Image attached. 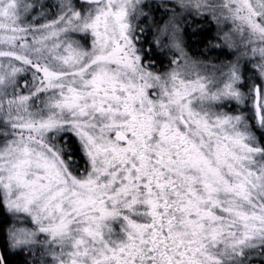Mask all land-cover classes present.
<instances>
[{"label":"snow or ice","instance_id":"snow-or-ice-1","mask_svg":"<svg viewBox=\"0 0 264 264\" xmlns=\"http://www.w3.org/2000/svg\"><path fill=\"white\" fill-rule=\"evenodd\" d=\"M0 264H264V0H0Z\"/></svg>","mask_w":264,"mask_h":264},{"label":"rangeland","instance_id":"rangeland-1","mask_svg":"<svg viewBox=\"0 0 264 264\" xmlns=\"http://www.w3.org/2000/svg\"><path fill=\"white\" fill-rule=\"evenodd\" d=\"M46 2L47 3H53L54 4V3H56V0H46ZM204 28H209L211 35L213 34L212 36H214V37L215 36L218 37V36L222 35V32L218 29V27L215 24H213V25L212 24H208ZM213 44L214 45H220V46L224 47L225 48V51L228 50L227 49V46L224 43V41H222L220 39L217 42L213 43ZM212 46L213 45H210L208 47L205 46L202 49V52L204 53V55H202V56H204V57H202V56L200 57V56H197V55H193L190 51H189V54H190L191 58L194 59V60H200V61L206 62L208 64H213V63L219 64L221 61H224L226 59V57L222 53H220L219 50H217V51H210V49L212 48ZM217 57H219V58L217 59ZM161 60H160V62L157 61V68H156V70H159L161 72L167 71L169 69L168 59L165 58V59H161ZM201 71H204V70L201 69ZM209 71H210V69H209Z\"/></svg>","mask_w":264,"mask_h":264},{"label":"trees","instance_id":"trees-1","mask_svg":"<svg viewBox=\"0 0 264 264\" xmlns=\"http://www.w3.org/2000/svg\"><path fill=\"white\" fill-rule=\"evenodd\" d=\"M208 25L207 22H205L202 27H203V31L198 34L195 37H191L188 40V50L193 54V55H197V56H202L201 54L202 49L206 46H210V45H214L213 43L217 42L219 39L217 38V36H212L210 33V29L209 28H204ZM213 25V24H212ZM204 54V53H203ZM204 57V56H202ZM160 62V60H158ZM162 61V60H161ZM81 164H83V161H81Z\"/></svg>","mask_w":264,"mask_h":264}]
</instances>
